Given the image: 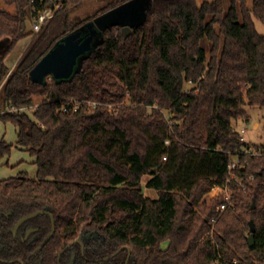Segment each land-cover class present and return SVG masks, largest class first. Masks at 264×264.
Wrapping results in <instances>:
<instances>
[{
  "label": "trees",
  "instance_id": "obj_1",
  "mask_svg": "<svg viewBox=\"0 0 264 264\" xmlns=\"http://www.w3.org/2000/svg\"><path fill=\"white\" fill-rule=\"evenodd\" d=\"M126 1L81 18L84 0H63L35 32L31 0H0V120L15 124L37 165L36 179H0V264H264V143L242 140L235 125L248 107L264 109V0H152L144 24L107 30L71 78H32L58 42ZM246 146L263 153L243 156L241 181H230ZM13 147L0 138V159ZM227 183L233 199L220 212L224 194H210ZM52 216L56 231L38 250ZM29 226L39 229L25 239ZM92 230L100 238L82 251Z\"/></svg>",
  "mask_w": 264,
  "mask_h": 264
},
{
  "label": "water",
  "instance_id": "obj_2",
  "mask_svg": "<svg viewBox=\"0 0 264 264\" xmlns=\"http://www.w3.org/2000/svg\"><path fill=\"white\" fill-rule=\"evenodd\" d=\"M152 0H128L122 4L111 8L87 22L83 27L74 33L66 36L56 46L40 60L33 68L32 78L39 82H44L49 77L57 79H69L81 66V62L86 57L89 51L92 50V45L96 37L101 36L114 26L123 28L126 34H129L134 27H138L145 23L148 11L151 8ZM80 65V66H78ZM255 207V202L253 204ZM47 210H36L22 218H20L13 227L14 234L25 221L36 217L40 213H45ZM251 234L248 236V241L251 248H255V221L251 219ZM37 227H32L27 231L25 238L34 231ZM56 225L52 216V229L49 235L41 243L40 250L54 235Z\"/></svg>",
  "mask_w": 264,
  "mask_h": 264
},
{
  "label": "rangeland",
  "instance_id": "obj_3",
  "mask_svg": "<svg viewBox=\"0 0 264 264\" xmlns=\"http://www.w3.org/2000/svg\"><path fill=\"white\" fill-rule=\"evenodd\" d=\"M204 1L206 0H197L198 4H202ZM253 1L254 0H248V5L252 6ZM106 2L107 0H84L83 4L73 13V15L81 18L89 17L94 14L101 6L105 5ZM256 25L258 31L264 34L263 22L257 20ZM102 39L103 36L96 37L93 42L92 49L97 45L98 42H101ZM29 42V37L22 39L17 44L11 55H9L8 61L11 68H13L14 64L16 65L17 60H19L26 47L29 45ZM90 52L91 51L86 54H89ZM79 68L80 67H78V69ZM38 101L39 100L36 99L35 103L37 104ZM248 108L249 117L239 120L237 123H235V125L239 130L245 128L246 131L243 133V135L245 136L246 140L253 143H264V109L261 107ZM31 109L32 108H29L27 111L31 112ZM0 137H4L8 143L14 144L11 153L0 160V179L16 176L21 171H27L32 178L36 179L37 165L34 162V157L30 154V152L22 149L21 147H16L18 141V131L15 124L10 121L5 122L0 120ZM147 179L148 177H145L143 182L145 183ZM144 191L146 195H150L152 197L158 196V192L155 190L145 188ZM212 191L215 192V190ZM164 245L167 244L165 243Z\"/></svg>",
  "mask_w": 264,
  "mask_h": 264
},
{
  "label": "built area",
  "instance_id": "obj_4",
  "mask_svg": "<svg viewBox=\"0 0 264 264\" xmlns=\"http://www.w3.org/2000/svg\"><path fill=\"white\" fill-rule=\"evenodd\" d=\"M33 3L32 8V25L35 32H38L41 30L42 26L47 22L48 19L52 18L55 14V12L63 6V0H52V4L47 6L44 9H38V7L35 5V0H31ZM14 68V67H13ZM13 68L10 72H12ZM16 108L10 109V111H16ZM7 111L2 109L0 107V113L5 114ZM242 134L245 133V128L240 129ZM242 140L246 141V138L244 135L241 137ZM263 153V151L259 150L256 147L252 146H246L243 149L240 150L239 153H236L232 156L231 161L229 162V174H230V181L232 178L239 179L238 175L236 174V169L244 166L246 163L243 156L247 155H258ZM240 180V179H239ZM241 181V180H240ZM212 190H215V192L211 191L212 196H216L219 194H224L226 201L225 204L219 207V211L223 212L228 205L232 203V193L233 189L227 183L225 186L217 185Z\"/></svg>",
  "mask_w": 264,
  "mask_h": 264
},
{
  "label": "flooded vegetation",
  "instance_id": "obj_5",
  "mask_svg": "<svg viewBox=\"0 0 264 264\" xmlns=\"http://www.w3.org/2000/svg\"><path fill=\"white\" fill-rule=\"evenodd\" d=\"M21 226V225H20ZM32 227H37L38 229H39V227L38 226H29L27 229H26V232H25V234H24V238H25V236H26V234H27V231L30 229V228H32ZM19 229V228H18ZM37 229V230H38ZM37 230H34L29 236H28V238L34 233V232H36ZM28 238H25V239H28ZM92 238H94V239H99L100 238V235H99V233L98 232H96V231H88V232H85L84 233V237L82 238V239H78V241L79 242H81V244H82V251H84L85 250V241L86 240H89V239H92ZM74 258V257H73Z\"/></svg>",
  "mask_w": 264,
  "mask_h": 264
},
{
  "label": "crops",
  "instance_id": "obj_6",
  "mask_svg": "<svg viewBox=\"0 0 264 264\" xmlns=\"http://www.w3.org/2000/svg\"><path fill=\"white\" fill-rule=\"evenodd\" d=\"M13 52V51H12ZM11 55V54H10ZM8 58H9V56H8ZM8 58H7V63L9 64V61H8ZM18 61V60H17ZM10 65V64H9ZM14 66H15V64H14ZM13 66V67H14ZM257 126V125H256ZM1 138V137H0ZM4 140H5V138L4 137H2ZM16 147H19L18 145H16ZM23 149V148H22ZM24 150H26V149H24ZM27 151V150H26ZM8 156V155H7ZM6 157V156H5ZM35 159V158H34ZM1 160V159H0Z\"/></svg>",
  "mask_w": 264,
  "mask_h": 264
}]
</instances>
